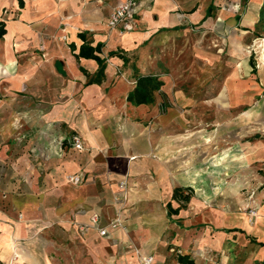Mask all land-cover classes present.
Instances as JSON below:
<instances>
[{
	"label": "crops",
	"instance_id": "obj_1",
	"mask_svg": "<svg viewBox=\"0 0 264 264\" xmlns=\"http://www.w3.org/2000/svg\"><path fill=\"white\" fill-rule=\"evenodd\" d=\"M116 2L0 0V264H137L125 245L153 264H176L178 254L189 256L181 264H264V196L249 202L251 221L230 223L210 206L207 182L179 172L223 167L178 162L180 140L192 134L178 128L189 120L173 106L162 112L156 93L193 104L182 89L172 93L158 48L188 43L193 28L203 48L215 29L230 69L213 102L249 106L240 122L264 120V0H142L125 32L106 24ZM83 43L99 46V61L78 54ZM142 75L159 89L152 102L134 103L128 95ZM248 147L249 161L264 159V139ZM175 188H189L182 206ZM92 214L99 226L121 225L102 236Z\"/></svg>",
	"mask_w": 264,
	"mask_h": 264
},
{
	"label": "rangeland",
	"instance_id": "obj_2",
	"mask_svg": "<svg viewBox=\"0 0 264 264\" xmlns=\"http://www.w3.org/2000/svg\"><path fill=\"white\" fill-rule=\"evenodd\" d=\"M196 31L197 28L190 31L188 43L185 38L180 37L174 45L171 40H167L158 48V51L161 49L162 52V57L157 60L158 67L169 77L172 93L176 88H180L183 94L193 101L191 106L176 107L170 100L169 92L159 89L160 91L156 93L163 102L161 111L165 113L173 106L189 120L185 127L178 128V131L192 133L180 140L179 145L184 151L178 153L179 163L188 159L196 165L208 161L210 164L218 162L223 167L222 170L210 167L213 169L206 173L201 171L179 173L190 175L195 180L203 178L208 185L205 191L209 194V205L223 208L230 223L239 216L251 221L256 211L249 202L259 195L264 196V159H259L261 156H258V159L249 161L248 143L264 139V120L240 122L239 117L249 113V106L229 107L227 104L222 106L220 102H213L212 99L216 98L219 92L217 84H221L227 75L230 62L228 56L218 49V33L215 29L212 30V38L207 45L204 42L203 48L197 46L193 33ZM197 51H200L203 57ZM176 53H180L178 58L175 57ZM169 67L176 73L170 71ZM151 69L152 71L154 69L153 60ZM222 117H225L224 120ZM186 148L193 151L192 155L190 152L186 154ZM240 156L242 167H239L236 159ZM248 162H251V165H244ZM185 190L190 192L189 188ZM124 247L137 256V264H143V258L134 247L126 245ZM60 261L63 262V258L60 257Z\"/></svg>",
	"mask_w": 264,
	"mask_h": 264
},
{
	"label": "built area",
	"instance_id": "obj_3",
	"mask_svg": "<svg viewBox=\"0 0 264 264\" xmlns=\"http://www.w3.org/2000/svg\"><path fill=\"white\" fill-rule=\"evenodd\" d=\"M142 0H117L115 5L112 7L106 24L109 29H115L119 32H125L131 30L137 21V10ZM72 147L75 149H82L83 144L81 138L78 135H73L71 138ZM68 181L71 183L77 184L81 181V176L78 174H71L68 176ZM125 181L119 182L120 188H125ZM251 213L254 214V211L251 210ZM98 215L92 214L90 217L91 224L90 226L95 228L98 233L102 236L107 235L109 228H116L121 225V222L118 218H115L109 221L105 226L98 225ZM84 226H81L83 228ZM153 260L152 256L143 258V264H151ZM176 264H181L180 262ZM215 264H222L220 262Z\"/></svg>",
	"mask_w": 264,
	"mask_h": 264
},
{
	"label": "trees",
	"instance_id": "obj_4",
	"mask_svg": "<svg viewBox=\"0 0 264 264\" xmlns=\"http://www.w3.org/2000/svg\"><path fill=\"white\" fill-rule=\"evenodd\" d=\"M264 18V3L261 8V17ZM4 33V29H0V34ZM99 46L91 47L86 44H82L79 48L78 54L83 57L93 58L99 61L100 58L95 52H99ZM160 82H158L154 76L145 75L137 76L135 81V87L128 95V99L134 103L152 102L153 91L159 89ZM190 198V192H184L182 188H175L172 194V199L178 202L179 206H182ZM169 211L174 212L176 209L172 208L170 202L167 204ZM187 254H178V261L181 263H187L189 260Z\"/></svg>",
	"mask_w": 264,
	"mask_h": 264
}]
</instances>
